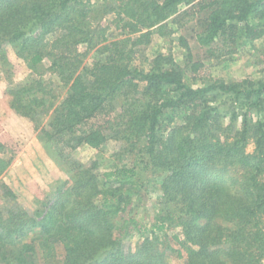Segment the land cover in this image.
<instances>
[{"label": "trees", "instance_id": "1", "mask_svg": "<svg viewBox=\"0 0 264 264\" xmlns=\"http://www.w3.org/2000/svg\"><path fill=\"white\" fill-rule=\"evenodd\" d=\"M171 23L193 24L202 56L180 35L184 64L158 51L148 69L136 66L154 35L175 33ZM262 37L264 0H0V72L11 76V45L33 77H10L9 104L66 176L31 209L2 183L0 263L55 264L63 248L58 264H172L163 238L174 229L184 264H264V79L185 80ZM110 140L120 149L103 173L98 159L72 155ZM6 153L0 141V177ZM142 176L160 194L151 228L129 191Z\"/></svg>", "mask_w": 264, "mask_h": 264}, {"label": "rangeland", "instance_id": "2", "mask_svg": "<svg viewBox=\"0 0 264 264\" xmlns=\"http://www.w3.org/2000/svg\"><path fill=\"white\" fill-rule=\"evenodd\" d=\"M96 1V0H93ZM113 15L105 18L104 24H111ZM172 24V23H171ZM193 24L185 27H177L173 23L175 33L168 37H160L154 35L150 44L140 56L135 60V65L142 69H148L149 61L154 58L158 51L171 52L178 63L184 64V56L186 50L179 43V36L185 35L191 44L195 53V58L202 56V49L199 48L193 33ZM109 35L112 38L122 37L119 30L110 27ZM264 49V37L248 42L247 46L242 47L232 58H223L218 61H208L205 68L201 70L199 77L195 80L190 73H187L185 80L187 83L197 86V81L209 79H221L225 81H240L245 78L253 80L264 79V61L262 51ZM8 56L11 60V68L7 67L11 76L8 77L4 70L0 72V141L7 146V157H13L8 170L0 177V204H5L3 197L2 183L9 184L10 187L19 190L20 201L28 209L32 208L36 197H41L39 193L42 191L49 192L53 189L55 182L66 177L59 159L50 151L42 140L39 138L38 131L35 130L34 123L20 115H18L9 104V96L7 89L10 85V77L14 83H26L33 79L29 69L26 67L22 58L16 54L13 46L6 45ZM95 52L85 60V64L90 65L95 58ZM47 66V61H45ZM10 68V69H9ZM119 142L110 140L104 147V150L98 151L88 146L79 147L72 155L83 163L89 164L93 160L98 159L101 163L99 172L108 171L113 166V152L119 150ZM252 148V147H250ZM129 161V160H128ZM123 161L122 163H128ZM143 176L138 179L137 185L129 188L133 192L138 190L140 193L135 201L136 218L148 228L155 223V216L159 210L156 205L159 197V190L151 184L143 185ZM144 179V178H143ZM225 182L230 185L229 176H225ZM147 187V188H146ZM176 230L168 231L165 240L167 249V258L172 264H184L183 256H179L176 249H180L173 239ZM38 231H31L24 238V241L36 240ZM140 234L134 233V236L127 240L128 244H135L140 239ZM64 250L59 248L57 262L58 264L63 258ZM184 253V252H183ZM3 264V263H0ZM52 264V263H48Z\"/></svg>", "mask_w": 264, "mask_h": 264}]
</instances>
